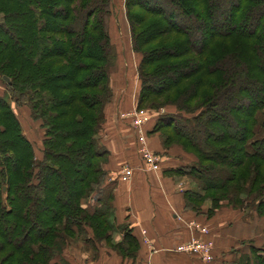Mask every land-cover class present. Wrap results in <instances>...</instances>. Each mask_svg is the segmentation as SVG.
<instances>
[{"label": "trees", "instance_id": "1", "mask_svg": "<svg viewBox=\"0 0 264 264\" xmlns=\"http://www.w3.org/2000/svg\"><path fill=\"white\" fill-rule=\"evenodd\" d=\"M110 5L0 0V83L43 131L37 156L0 96V254L11 250L0 264H68L75 239L136 264L140 240L111 219L115 183L99 141L113 95ZM124 7L140 55L135 108L165 109L147 131L161 138L164 152L153 153L176 147L192 157L164 172L196 183L182 191L184 209L207 221L226 203L264 217V0H124ZM245 242L226 251L238 255L232 264H264V247L240 254Z\"/></svg>", "mask_w": 264, "mask_h": 264}, {"label": "crops", "instance_id": "2", "mask_svg": "<svg viewBox=\"0 0 264 264\" xmlns=\"http://www.w3.org/2000/svg\"><path fill=\"white\" fill-rule=\"evenodd\" d=\"M125 94L129 95L127 91ZM132 102L126 97L120 105L121 109H116L126 111L134 108L135 106H131ZM146 115L143 127L147 132L152 128L153 116L148 113ZM131 123L132 120H121L117 113H113L111 119H106L103 127V144L110 152L104 169L108 173V180L115 183L111 219L115 224L128 223L140 240L136 264H226V251L231 246L259 235L255 222L249 225L236 220L229 230L226 220L228 213H225L227 216L217 213L206 221L186 211L182 191L184 188L193 187V182L186 177L165 175L164 172L189 163L192 157L176 147L171 148L167 151L168 154L162 157L158 155L159 164L156 169L147 170L136 155L135 148L139 144L135 140ZM144 144L152 153L164 152L157 134L148 133ZM125 165L132 168L129 177L121 172ZM223 219L225 222L221 224ZM194 220L202 223L206 221L205 224L211 228L212 233L208 236L213 243L214 259L211 263L201 262L193 252L180 250L195 237L204 240L200 234H193ZM120 238L119 234L114 235L115 240ZM107 253L114 258L109 264H132L123 262L112 251L108 250ZM75 254L73 251H66V255Z\"/></svg>", "mask_w": 264, "mask_h": 264}, {"label": "rangeland", "instance_id": "3", "mask_svg": "<svg viewBox=\"0 0 264 264\" xmlns=\"http://www.w3.org/2000/svg\"><path fill=\"white\" fill-rule=\"evenodd\" d=\"M110 10H111V16L109 17L108 27H109V36L111 39V44L113 46L114 61L110 67L109 76H108V79H109L108 84L112 90L113 95H112L111 102L105 107V110H104L105 119L107 120L109 118L111 119L113 113H117L118 118H120L121 120L125 119L126 121L128 120L130 121V120H133L134 118L132 119L131 116H128L127 114L135 113V112L139 116H142L144 119L145 117H147L146 115L147 112L145 110L138 111L135 108L136 107V93L139 88V80L137 77L136 67L139 62L140 55L133 52L132 47H131L130 30H129V24H128L126 14H125L124 0H111ZM170 39H174L173 36ZM164 41L165 40L162 38L154 46L160 45ZM221 41H224V40H218V44L221 43ZM223 45L225 48L227 47L229 49H232V44L230 41H225ZM220 50L221 48H219V51ZM255 86L261 87L259 83L255 84L254 86H250V87L253 89L255 88ZM126 91L129 95L125 94ZM88 92L91 93L93 91H88ZM202 94L199 95L198 98H196L195 102H193V105L200 101L201 99L200 96H202ZM262 94L264 95V93ZM0 96L4 98V100L10 105L11 109L16 114L17 118L19 119L21 123L22 131L24 135L32 142L36 150V155L39 156V152H40L39 150H41V140L43 138V131L40 127V122H36L32 120V118L30 117V111L28 107L22 103L16 104L12 94L8 92L5 85H2L1 83H0ZM125 96L129 98L130 101H133L131 106L133 107L135 106V107L128 109L126 111L116 109V107H120L121 109L120 105H122V102L125 100L126 98ZM168 109L175 111L173 107H169ZM164 112H165V109L163 110L162 108L155 114H152L153 121L156 119L157 116L163 114ZM231 127H233V125ZM144 130H145L144 127L142 128V132L140 133L134 130L135 140L137 144L139 145H140V137L142 136V138L145 139V137L148 134L146 130L145 131ZM100 136L101 137L99 141L100 142L104 141V137H105L104 131L102 132ZM158 136L160 138V135ZM135 150H136L135 152H136V155L138 156V159L142 161L141 159L142 157L139 152L138 145L136 146ZM190 188H193V189L197 188L196 183L194 181H193V187L190 186ZM222 205L223 206L218 210V212L222 213V216L226 215L225 213H228L229 217L226 218V220H227L229 230L231 229L232 224L236 220L241 221L243 223H248L249 225L255 222L254 224L257 226L259 230L258 232L259 235H257L254 239L249 238L248 240H246L244 246H242L241 248L242 251H240L241 252L240 254L248 253L249 245H253L255 247H264V217L262 218L258 217L255 214L254 209L252 207L232 210L230 206L226 205V203H223ZM209 206H210V202L206 200L205 203H203L202 211L205 212ZM231 214L235 215V217L230 216ZM200 217H205V216L201 215ZM223 222H225V219H223L221 224H223ZM205 223L206 221H204L203 223L199 221L198 222L195 221V223H193V234H200L203 238L210 236V234L212 233L210 230L211 228L209 225ZM196 226L204 227V228L206 227L208 232L203 233L201 230L197 229ZM196 239L197 241L199 240L200 242H203V244H206V243L210 244V248L208 251L201 249L204 253L201 252L199 249L196 251H193V255H195V257L198 258L201 262L211 263L213 261L212 259H214V256L212 255V250H213L212 241L204 242L199 237H195V240ZM79 240L80 239L71 240L70 243H68V246H67L68 250L73 251L74 253L78 254L77 256L76 254L74 256L67 255L66 261L68 264H109L110 262L113 261L114 259L113 256L107 253L108 250L110 251L109 246H106L105 244H101L98 246L99 250L97 249L94 251L91 248H83ZM111 243H117V240L112 239ZM199 245L200 243L196 245V247ZM9 251L11 250H6L5 252H3V254H0V256L1 257L6 256V254H8ZM204 255L211 256L212 257L211 260L205 261L202 257ZM226 260H227L225 261L226 264H232L233 260H235V262L238 260V255L236 254L229 255L227 256ZM123 262L130 263V261H123Z\"/></svg>", "mask_w": 264, "mask_h": 264}, {"label": "built area", "instance_id": "4", "mask_svg": "<svg viewBox=\"0 0 264 264\" xmlns=\"http://www.w3.org/2000/svg\"><path fill=\"white\" fill-rule=\"evenodd\" d=\"M128 116H131V118L133 119L132 120V127L135 131H137L138 133L142 132V128H143V124H144V119L142 116H139L136 112L135 113H130V114H127ZM139 152L141 154V159H142V162L144 163L145 165V168L147 170H154L157 168L158 164H159V156L150 152L145 144H144V138H142V136L140 137V145H139ZM132 171V168L128 165H125L124 167H122L121 169V172L123 174H125L127 177L130 176V173ZM193 224V223H192ZM193 227V225H192ZM197 229L201 230L203 233H206L208 232L207 231V228L205 227H199V226H196ZM200 243L199 246L196 247V245H198ZM210 248V244H203V242H200L199 240L197 241V239H193L191 240L189 243H187L186 245H183L180 250H183V251H187V252H193V251H196V250H200L201 252H203L201 249H204L205 251H208ZM204 253V252H203ZM203 259L205 261H209L211 260V256L209 255H204L202 256Z\"/></svg>", "mask_w": 264, "mask_h": 264}, {"label": "water", "instance_id": "5", "mask_svg": "<svg viewBox=\"0 0 264 264\" xmlns=\"http://www.w3.org/2000/svg\"><path fill=\"white\" fill-rule=\"evenodd\" d=\"M4 79L8 82L7 78H4ZM5 189H6L5 186H3L2 191H5Z\"/></svg>", "mask_w": 264, "mask_h": 264}]
</instances>
